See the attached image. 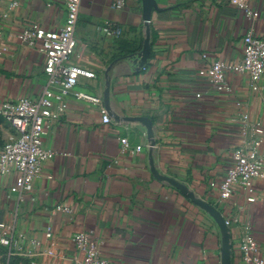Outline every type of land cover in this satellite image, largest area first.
I'll list each match as a JSON object with an SVG mask.
<instances>
[{
    "label": "crops",
    "instance_id": "crops-1",
    "mask_svg": "<svg viewBox=\"0 0 264 264\" xmlns=\"http://www.w3.org/2000/svg\"><path fill=\"white\" fill-rule=\"evenodd\" d=\"M12 1L11 10L0 12L5 33L33 22L46 29L65 23L64 0H0V8ZM111 1L81 0L70 57L95 75L80 79L74 91L99 102L67 96L43 138L53 155L30 191L12 193L17 173H0V221L17 213L16 237L37 240L50 225L67 246L65 264H80L71 242L77 232L96 238L109 264H221L217 223L153 167L221 211L229 222L231 264H252L239 249L246 236L264 258V73L254 91L246 74L228 72L227 92L214 89L206 74L213 60H241L247 32L264 39V0H248L253 16L217 0H127L123 9ZM106 23L122 35L106 34ZM146 23L150 55L141 66ZM43 64L40 51L3 39L0 101L36 99L47 85ZM138 117L150 120L152 136L143 123L128 120ZM11 132L0 116V150ZM122 137L141 150L124 149ZM254 139L261 140L263 167L252 193L238 185L220 199L232 151ZM7 250L0 247V264H29Z\"/></svg>",
    "mask_w": 264,
    "mask_h": 264
},
{
    "label": "built area",
    "instance_id": "built-area-1",
    "mask_svg": "<svg viewBox=\"0 0 264 264\" xmlns=\"http://www.w3.org/2000/svg\"><path fill=\"white\" fill-rule=\"evenodd\" d=\"M228 2L252 15L248 0H217ZM127 0H112L111 7L123 9ZM66 8L65 23L60 29H46L33 22L16 33H5L0 22V42L19 41L30 49L40 51L44 56L43 72L47 85L36 99L20 97L15 100L0 101V116L10 125L12 132L0 150V173H17L18 177L10 191L21 196L30 191L33 181L42 173V168L53 152L43 144V138L50 129L51 119L63 114L67 107V96L73 93L76 98L88 99L98 103L99 99L84 92H75L74 88L82 78H92L94 73L71 62L70 57L76 45L75 28L80 11L81 0H64ZM17 4L12 1L2 15ZM106 34L113 37L122 35L120 27L111 23L103 26ZM246 74L252 90H259L258 81L264 73V39L247 32L243 37L242 58L238 62L213 60L207 67V78L211 86L218 91H229L226 81L228 72ZM201 94H197L200 96ZM57 111L54 112V108ZM102 121L110 122V116L103 110ZM124 149L139 151L141 145H131L127 137L120 138ZM260 139H254L247 147H238L232 151L231 165L219 185L220 199H228L236 186L240 185L250 193L253 182L262 174L263 159L259 155ZM252 202L253 195L247 198ZM17 213H9L8 218L0 221V247L6 248L7 255L17 254L29 264H65L67 246L54 229L45 227L42 239L16 237L15 218ZM226 220L227 225L229 224ZM75 249L74 261L80 264H109L99 253V242L89 233L77 232L71 237ZM19 243L15 249L13 245ZM243 262L264 264V258L257 253V243L252 236H246L239 247ZM8 264V263H4Z\"/></svg>",
    "mask_w": 264,
    "mask_h": 264
},
{
    "label": "water",
    "instance_id": "water-1",
    "mask_svg": "<svg viewBox=\"0 0 264 264\" xmlns=\"http://www.w3.org/2000/svg\"><path fill=\"white\" fill-rule=\"evenodd\" d=\"M150 29L146 23V33L143 42V48L139 56V63L143 66L150 55ZM128 120H138L147 127L148 135L152 136L151 122L148 118L138 117V118H129ZM154 145V141L151 140V146ZM152 166V164H151ZM152 171L156 177L159 179L169 182L171 185L175 186L181 190L188 198H190L195 204L205 210L217 223L221 234H222V245H221V264H231V243H230V231L226 223L224 215L212 204L206 202L205 200L197 197L193 191H191L185 184H182L172 178L166 177L159 174L152 167Z\"/></svg>",
    "mask_w": 264,
    "mask_h": 264
}]
</instances>
